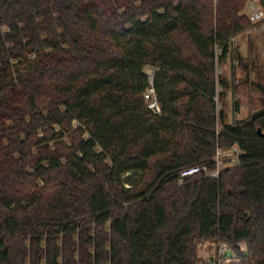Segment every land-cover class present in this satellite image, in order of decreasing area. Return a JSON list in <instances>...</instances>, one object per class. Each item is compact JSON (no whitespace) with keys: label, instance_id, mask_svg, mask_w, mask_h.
<instances>
[{"label":"trees","instance_id":"trees-1","mask_svg":"<svg viewBox=\"0 0 264 264\" xmlns=\"http://www.w3.org/2000/svg\"><path fill=\"white\" fill-rule=\"evenodd\" d=\"M255 1L0 0V264H201L204 240L264 264V108L216 99Z\"/></svg>","mask_w":264,"mask_h":264},{"label":"rangeland","instance_id":"rangeland-1","mask_svg":"<svg viewBox=\"0 0 264 264\" xmlns=\"http://www.w3.org/2000/svg\"><path fill=\"white\" fill-rule=\"evenodd\" d=\"M253 8L261 13L259 18L252 19ZM244 12L251 26L231 39L227 56L217 64V75L226 84L218 82L217 105L227 123L246 121L264 108V4L259 0L250 2ZM153 70L151 66L146 68L149 74ZM201 264L206 261L203 259Z\"/></svg>","mask_w":264,"mask_h":264},{"label":"built area","instance_id":"built-area-1","mask_svg":"<svg viewBox=\"0 0 264 264\" xmlns=\"http://www.w3.org/2000/svg\"><path fill=\"white\" fill-rule=\"evenodd\" d=\"M253 9L254 10L251 16L252 19L259 18L261 13H259L257 9ZM150 75L152 78L153 73ZM145 98L150 109H152L155 113H159L161 111L153 82L146 90ZM241 154L242 151L238 145L231 147L218 146L214 156V167H210V165L207 163L194 164L184 167L179 172L178 182L180 184L184 183L188 178L200 174H203L207 177L218 178L223 168L240 164ZM238 248L240 251H246L247 245L245 242H241L238 244ZM199 252L201 255H203L202 258L206 261V264H235L233 262V258L236 256L237 249L227 242L217 243L214 241L204 240L199 246Z\"/></svg>","mask_w":264,"mask_h":264},{"label":"water","instance_id":"water-1","mask_svg":"<svg viewBox=\"0 0 264 264\" xmlns=\"http://www.w3.org/2000/svg\"><path fill=\"white\" fill-rule=\"evenodd\" d=\"M259 131L261 132V129H259Z\"/></svg>","mask_w":264,"mask_h":264}]
</instances>
